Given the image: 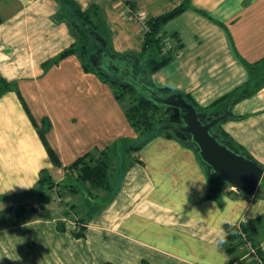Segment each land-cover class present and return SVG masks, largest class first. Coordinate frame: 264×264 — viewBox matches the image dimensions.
<instances>
[{"label":"crops","instance_id":"crops-1","mask_svg":"<svg viewBox=\"0 0 264 264\" xmlns=\"http://www.w3.org/2000/svg\"><path fill=\"white\" fill-rule=\"evenodd\" d=\"M76 1L83 9L101 6L116 52L139 53L144 32L132 10L148 18L185 0ZM59 9L57 0H0V75L12 82L0 95V264H233L217 241L227 225H243L264 255V174L249 197L224 185L214 199L195 150L173 137L159 135L133 152L136 160L114 193L98 196L99 206L91 197L83 205L79 192L69 191L70 207L30 194L42 169L59 184L66 179L63 167L79 156L137 136L112 87L85 71L76 54L44 67L77 39L76 30L56 18ZM161 33L176 37L181 54L151 72V80L190 94L199 106L210 108L257 76L254 92L227 104L229 117L220 121L264 167V0H189ZM21 96L36 120H50L47 139L61 167ZM74 215H89L84 235L73 232Z\"/></svg>","mask_w":264,"mask_h":264},{"label":"trees","instance_id":"trees-1","mask_svg":"<svg viewBox=\"0 0 264 264\" xmlns=\"http://www.w3.org/2000/svg\"><path fill=\"white\" fill-rule=\"evenodd\" d=\"M57 1L60 9L55 15L56 18L67 21L69 25L76 30L77 39L70 46L60 51L56 56L44 62V67L48 68L50 65L58 63L62 58L71 54H76L85 71L96 73L103 81L107 82L112 87L116 99L121 103L130 124L137 133L135 138H122L116 140L105 149L96 152H87L79 156L71 164L64 166L66 179L64 182H60V185H63V188L59 190V192H61L60 194H63L62 189H64V191L68 189L71 193L79 192V187L75 185L77 181H80L88 191H90V189L84 183H88L90 187L93 188H102L105 190L106 194L114 193L115 188L112 187V177L115 173L116 166L115 168L112 166L113 161L111 159H113V153L117 154V150H119L128 155L132 154L140 150L153 138L164 135L166 137L176 138L195 150L198 159L206 168L210 181V189L207 195L219 200L222 187L224 185L230 187L231 185L223 181L211 167L201 159L198 154V147L191 140L189 135L185 139L178 138L175 135V132L179 130L178 126L182 123L179 109L172 106L160 105L151 93L156 90L164 95L173 92L168 86L155 85L151 80L150 73L169 63L180 47V45H175L174 48L165 47L163 42L165 36H163L161 30L168 20L178 15L188 6L189 0H185L180 6L170 11L147 18L146 25L148 29L143 34L142 49L139 53H118L113 49L110 29L101 10V6L98 3H92L88 8L83 9L76 0ZM131 15L136 19L134 10H132ZM114 64L118 66V70L113 67ZM256 78L257 76L252 74V80H250V82L248 81L246 84L244 83V85L218 98L210 105V108L208 106H206L207 108L199 106L190 94H184V96L197 107L198 111L205 115L204 121H209L216 116L225 115V106L227 104L251 95L254 92V83L257 82L254 81ZM10 89H12V82H9L0 75V95ZM21 99L32 122L38 130L51 160L54 165L61 167L62 163L47 139V132L51 127L50 120L48 118H42L40 122L36 120L22 96ZM167 113H169V115H167ZM227 117H229V114L226 115L222 121ZM222 121L216 123L211 128V132L232 149L252 158L250 154L238 147L233 139L223 131L221 128ZM135 160L136 158L133 157L127 162L128 165ZM72 175H75L76 178ZM54 184L58 183L52 178L50 172L45 168L42 169L40 178L34 188V190L36 189V194L33 195L37 196V193L40 192L43 198L50 202L52 200L50 190ZM260 187L263 189L264 183H261ZM235 192L244 197H249V195L238 189H236ZM20 206L25 207L24 203H20ZM88 217L89 215L86 218H75L76 226L73 228V232L76 235H84V228L87 225ZM61 223L59 227L64 228V223ZM226 227L228 231L225 235V242H223V245L225 246L226 252L232 255L231 261H238L240 256L236 251H238L241 246H245V240L241 237V230L247 233L246 236L249 240L252 241V239L243 225H227ZM259 253L264 259V255L260 250ZM101 264L112 263L103 262ZM253 264L258 263L256 261V263Z\"/></svg>","mask_w":264,"mask_h":264},{"label":"water","instance_id":"water-1","mask_svg":"<svg viewBox=\"0 0 264 264\" xmlns=\"http://www.w3.org/2000/svg\"><path fill=\"white\" fill-rule=\"evenodd\" d=\"M113 67L116 70L119 69L116 64ZM151 93L160 105L179 109L182 123L178 128L182 133L176 131L175 135L178 138H183L185 134H188L197 145L201 159L223 181L247 195H252L260 190L259 184L264 174V167L246 154L232 149L211 132V128L225 118L226 114L204 121L205 115L198 111L197 107L188 101L184 94L170 92L164 95L157 90Z\"/></svg>","mask_w":264,"mask_h":264},{"label":"rangeland","instance_id":"rangeland-1","mask_svg":"<svg viewBox=\"0 0 264 264\" xmlns=\"http://www.w3.org/2000/svg\"><path fill=\"white\" fill-rule=\"evenodd\" d=\"M168 28H170V25L168 24L167 25ZM142 29V28H141ZM173 41L175 42L177 39L176 38H172ZM176 55V54H175ZM166 69V68H165ZM162 113V112H160ZM159 113V114H160ZM163 114V113H162ZM167 115H169V113H167ZM117 154L113 153L112 155V158L111 159L113 161V167L115 168V173L113 174V177H112V187H116V185H118L119 183V179H120V175L123 171H125L126 167L128 166V161H130L132 158V154H126V153H122V151H119L117 150ZM121 153V154H120ZM128 168V167H127ZM125 173V172H124ZM76 175V174H75ZM75 175H72L75 177ZM53 178V177H52ZM76 178V177H75ZM54 179V178H53ZM56 180V179H54ZM118 181V182H117ZM59 184H54L52 189L50 190L51 194H52V201H55V200H60V204L61 202H63L64 204L63 205H66V206H71V204H73L71 201H67L66 200V197L67 198H71L72 194L69 193V192H66V191H69L68 189L66 191H64V189H62V193L63 194H60L61 192H59V190L62 188V185H60V181H58ZM63 184V183H62ZM86 186L89 187L90 191L86 190L85 187L82 185V183L80 181H77L75 183V185L77 187H79V195L76 197L77 199L81 198L84 199L86 201V203L88 202V198L91 197L92 200H94L95 202L98 203V206L103 202L101 201V199L98 197L99 195H101L102 193H105V190L102 189V188H93V187H90V185L88 183H84ZM35 188V187H34ZM34 188L32 190H34ZM97 193V194H96ZM30 194H36V189L34 191H31ZM5 196V195H4ZM42 194L40 192L37 193V196H36V200L41 202V197ZM83 196V197H82ZM73 198V197H72ZM44 199V198H43ZM45 200V199H44ZM73 200V199H72ZM29 201V199H28ZM46 201V200H45ZM83 201V200H82ZM94 202V203H95ZM101 202V203H100ZM20 203L21 201L19 202H16V201H12V207L16 208V207H19L20 206ZM83 205H84V201L82 202ZM32 207V206H31ZM95 211V210H92V212ZM2 211H0L1 213ZM13 212V211H12ZM80 212V211H79ZM13 215V214H12ZM74 218H71L72 220L75 221V218H79L77 215H74L72 216ZM88 219H90V217H88ZM254 243V242H253ZM254 245L259 249L258 245L256 243H254ZM241 250L242 252H240V257H239V260L238 261H234L235 263L233 264H253V263H256V259H253L251 257V255H247L246 256V253H247V249L242 247L241 246ZM261 255V254H260ZM262 257V256H261ZM237 262V263H236ZM258 263V262H257ZM259 264V263H258Z\"/></svg>","mask_w":264,"mask_h":264},{"label":"built area","instance_id":"built-area-1","mask_svg":"<svg viewBox=\"0 0 264 264\" xmlns=\"http://www.w3.org/2000/svg\"><path fill=\"white\" fill-rule=\"evenodd\" d=\"M136 13V19L135 21H137L138 23L141 24L142 28H143V32L145 33L148 29V26L146 25V20H147V17L138 12V11H134ZM163 42L165 44V47L167 48H174V41L172 38L170 37H164L163 38ZM180 55L181 54V51L178 49L177 52H176V55ZM234 188V187H233ZM246 232L244 233V231L241 230V237L244 238L245 240V246L244 248L247 249V253H246V256L247 255H251V257L253 259H256V261L259 263V264H264V259L261 257L260 253H259V249L254 245L253 241L249 240L246 236ZM247 238V239H245Z\"/></svg>","mask_w":264,"mask_h":264},{"label":"clouds","instance_id":"clouds-1","mask_svg":"<svg viewBox=\"0 0 264 264\" xmlns=\"http://www.w3.org/2000/svg\"><path fill=\"white\" fill-rule=\"evenodd\" d=\"M24 188V187H22ZM217 241L218 243H223L225 242V235L223 233H220L218 236H217Z\"/></svg>","mask_w":264,"mask_h":264},{"label":"bare ground","instance_id":"bare-ground-1","mask_svg":"<svg viewBox=\"0 0 264 264\" xmlns=\"http://www.w3.org/2000/svg\"><path fill=\"white\" fill-rule=\"evenodd\" d=\"M142 30H143V28H142ZM187 136H188V134H185V136H183V139L187 138Z\"/></svg>","mask_w":264,"mask_h":264},{"label":"flooded vegetation","instance_id":"flooded-vegetation-1","mask_svg":"<svg viewBox=\"0 0 264 264\" xmlns=\"http://www.w3.org/2000/svg\"><path fill=\"white\" fill-rule=\"evenodd\" d=\"M178 129H179V130H178L177 132L181 134L182 132H181L180 128H178ZM184 136H185V135H184Z\"/></svg>","mask_w":264,"mask_h":264}]
</instances>
